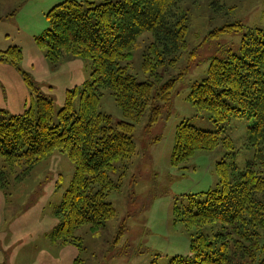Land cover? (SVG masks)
I'll return each mask as SVG.
<instances>
[{"label":"trees","instance_id":"1","mask_svg":"<svg viewBox=\"0 0 264 264\" xmlns=\"http://www.w3.org/2000/svg\"><path fill=\"white\" fill-rule=\"evenodd\" d=\"M182 1L66 0L47 14L51 27L36 43L52 69L81 58L91 61L92 73L83 84L77 110L73 102L77 90L66 92L56 124L53 103L42 96L37 97L35 107L20 115L8 116L0 109V183L4 186L8 173L16 181L28 177L54 152L67 155L74 171L56 209L59 221L49 235L52 244H71L82 250L76 232L85 226L97 237L115 217L107 199L118 191L136 153L135 126L144 115L147 130L160 120L162 107L168 108L175 82L182 77L170 72L187 48L188 19L178 12ZM144 34L152 40L141 53L146 80L137 82L129 70ZM21 58L17 47L0 53V62L14 66ZM102 90L113 97L123 121L113 125L110 116L98 112ZM187 100L197 110L208 112L219 131L231 118L252 119L246 146L254 155L242 171L232 163L235 174L231 175L225 161L217 163V187L203 193L201 200L189 195L186 204L174 208L175 220L187 229L219 226L220 231L212 241L197 236L191 242V259L175 256L168 264H264V258L258 259V252L264 253L259 234L264 230V30L247 32L238 54L227 51L225 57L213 58L206 77L191 86ZM220 142L233 147L231 139L219 138V132L181 122L174 133L171 165L181 166L199 151H214ZM118 171V180H112L110 174ZM82 263L77 258L73 264Z\"/></svg>","mask_w":264,"mask_h":264},{"label":"rangeland","instance_id":"2","mask_svg":"<svg viewBox=\"0 0 264 264\" xmlns=\"http://www.w3.org/2000/svg\"><path fill=\"white\" fill-rule=\"evenodd\" d=\"M64 1L0 0V53L11 47L22 52L15 66L0 62V109L8 116L35 107L37 97L42 96L52 101L56 124L69 90H77L73 102L78 109L83 84L92 73L91 61L75 58L52 69L45 51L36 43L51 27L47 14ZM178 12L188 19L187 48L170 72L182 77L175 82L168 108L162 107L160 120L147 130L144 115L135 126L136 153L118 191L107 199L115 217L105 223L97 237L81 227L75 236L82 239V250L50 242L49 235L59 221L56 209L74 171L66 154L54 152L28 177L16 181L8 173L4 186L0 183V264H73L77 258L82 264H168L175 256L191 259L193 239L202 234L212 241L220 231L219 226L187 229L175 220L174 208L186 204L189 195L201 200L203 193L217 187V163L225 161L231 175L235 174L231 172L232 163L242 171L253 159L252 149L246 146V131L253 120L248 116L231 118L219 131L211 115L197 110L187 97L191 86L206 77L213 58H223L227 51L238 54L247 32L264 30V0H183ZM225 27L231 29L217 31ZM151 40L150 34H144L133 51L129 73L137 82L146 80L141 53ZM101 92L98 112L110 116L113 125L123 121L110 93ZM181 122L202 131L219 132L221 140L231 139L232 149L220 142L214 151L196 152L181 166H172L174 133ZM119 172L111 173V179L117 181ZM259 234L260 247H264V230ZM263 258L264 253L259 251L258 259Z\"/></svg>","mask_w":264,"mask_h":264}]
</instances>
